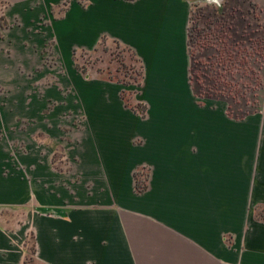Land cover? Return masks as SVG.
Instances as JSON below:
<instances>
[{"label": "crops", "instance_id": "0c3cea01", "mask_svg": "<svg viewBox=\"0 0 264 264\" xmlns=\"http://www.w3.org/2000/svg\"><path fill=\"white\" fill-rule=\"evenodd\" d=\"M31 2L14 0L10 11L25 38L31 18L46 17L81 105L28 106L26 117L39 118L54 148L64 111L83 110L86 123L70 134L63 169L30 142L17 155L0 148V212L9 213L0 214V264H26L29 241L33 264H264V113L233 119L193 95L192 0H72L60 17L51 9L62 0ZM104 38L141 61L144 117L124 104L122 85L74 70L73 51ZM139 169L148 171L141 193Z\"/></svg>", "mask_w": 264, "mask_h": 264}, {"label": "rangeland", "instance_id": "374dc122", "mask_svg": "<svg viewBox=\"0 0 264 264\" xmlns=\"http://www.w3.org/2000/svg\"><path fill=\"white\" fill-rule=\"evenodd\" d=\"M13 1L0 0V114H12L9 125L0 121V148L17 155L25 152L30 142L40 151H54L52 163L63 169L70 134L85 129L84 111L78 108L62 113L58 129L62 144L56 143V148L44 141L39 118L26 115L28 106H80L71 80L73 70L57 53L54 39L45 35L42 28L49 22L42 13L31 18L28 39L23 37L22 22L10 11ZM31 1V8L38 7L39 0ZM71 1L62 0L51 9L52 15L62 16ZM78 2L85 5L87 0ZM187 46L190 86L199 103H222L228 116L238 120L264 113V0H192ZM72 63L80 80L119 83L127 107L138 115L146 108L138 98L143 66L131 49L104 38L94 50L75 49ZM138 171L141 183L147 184L148 171ZM21 210L12 213L13 221L21 218ZM256 217L264 220L263 211ZM30 249L29 241L26 264H33Z\"/></svg>", "mask_w": 264, "mask_h": 264}, {"label": "trees", "instance_id": "16d2710c", "mask_svg": "<svg viewBox=\"0 0 264 264\" xmlns=\"http://www.w3.org/2000/svg\"><path fill=\"white\" fill-rule=\"evenodd\" d=\"M102 40H104V39H102ZM121 97L123 98V93H121ZM125 105L127 106V103H125ZM134 111H135V109H134ZM145 111H146V108L145 107H142V109H141V112L139 113V115L141 116V117H144L145 116ZM137 112V111H136ZM139 171H136L135 173H134V178H135V191L137 192V193H141V192H143V191H145L146 190V187H147V185L146 184H143V183H141V181L139 180ZM28 249V248H27ZM30 251H31V254H33V252H34V249H33V245L31 244V249H30Z\"/></svg>", "mask_w": 264, "mask_h": 264}]
</instances>
